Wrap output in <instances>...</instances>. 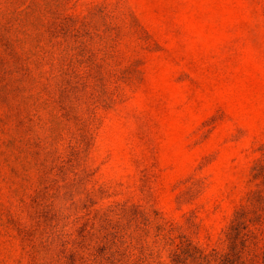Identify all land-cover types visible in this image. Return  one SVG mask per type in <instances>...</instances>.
Returning <instances> with one entry per match:
<instances>
[{
    "label": "rangeland",
    "instance_id": "rangeland-1",
    "mask_svg": "<svg viewBox=\"0 0 264 264\" xmlns=\"http://www.w3.org/2000/svg\"><path fill=\"white\" fill-rule=\"evenodd\" d=\"M263 154L264 0H0V264L227 252Z\"/></svg>",
    "mask_w": 264,
    "mask_h": 264
},
{
    "label": "trees",
    "instance_id": "trees-1",
    "mask_svg": "<svg viewBox=\"0 0 264 264\" xmlns=\"http://www.w3.org/2000/svg\"><path fill=\"white\" fill-rule=\"evenodd\" d=\"M252 181L254 188L248 191L245 201L235 209L223 229L221 242L227 252L214 250L206 254L185 234L174 235V227L158 223L157 238L161 237L172 246L169 262L160 264H211L212 261L219 264H264V154L252 168ZM127 209L124 206L123 212ZM130 211L133 216L140 214L148 220L138 207H131ZM110 235H113L112 239ZM117 236L115 232H108L102 239L95 240L94 245L84 247L82 252L75 249L73 255L78 256L82 264H105L108 260L113 264V258L124 244V240H120L119 246Z\"/></svg>",
    "mask_w": 264,
    "mask_h": 264
}]
</instances>
